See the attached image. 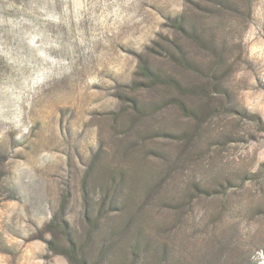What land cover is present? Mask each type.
<instances>
[{"label": "rangeland", "instance_id": "1", "mask_svg": "<svg viewBox=\"0 0 264 264\" xmlns=\"http://www.w3.org/2000/svg\"><path fill=\"white\" fill-rule=\"evenodd\" d=\"M224 2L0 0V264H70L48 249L68 236L96 259L134 214L155 244H185L232 207L248 242L239 264H264V0ZM179 13L200 17L220 63L170 27ZM172 43L203 72L170 61ZM142 59L185 85L206 83L214 66L221 94L184 98L214 114L194 121L169 105L136 116L132 98L174 94L140 83ZM122 241L108 261L123 257Z\"/></svg>", "mask_w": 264, "mask_h": 264}, {"label": "trees", "instance_id": "2", "mask_svg": "<svg viewBox=\"0 0 264 264\" xmlns=\"http://www.w3.org/2000/svg\"><path fill=\"white\" fill-rule=\"evenodd\" d=\"M210 1L221 7L225 5L224 0ZM168 20L170 22V27H172L175 32L186 36V38L192 40L196 45L211 52L217 60L215 64L220 63L222 51L216 47V44L210 36L205 38V29L200 17H187L185 13H179L172 18H168ZM172 44L173 47L171 51L168 47L165 48V56H167L170 61L176 63L175 65L181 68H188L195 65L194 62L188 59L185 49L180 44ZM192 69L196 71L202 70V72L204 70L202 67L200 69L196 65L193 66ZM206 70V76H208V81L206 83L185 85L173 76V74H168L160 67L153 66L152 62L148 59L140 60V62L137 63V75L141 78L140 83L144 81L141 84L151 86V88L167 86L174 91V94L170 96V98L164 99L162 103H159L161 99L158 102L159 104L157 101L144 103L143 100L132 98L131 106L135 115L142 116L148 111L160 110L163 109L164 106L171 105L177 108L184 117L192 118L194 121L200 118L202 119L203 116H212L214 114V105L209 106L206 104L203 107L196 108L187 104L184 100V98L192 97L212 98L213 94H221L220 89L222 84L219 83L214 74L215 67L210 65ZM192 131L193 129L187 131L183 130L175 135L187 139L188 133ZM178 160L179 156L175 157V159L170 162V166L177 165L176 163ZM114 192L115 191L112 192L113 198ZM147 195L149 196V192ZM113 198L109 199L108 205L109 207H113L112 209H114V212L119 211L124 203L117 202ZM232 208L229 209L230 217L228 222L222 220L223 218L220 217L217 220L210 218L205 225L206 227L203 228L204 232L200 235L196 233L189 238L188 242L185 244L176 242L175 245L169 247L164 244H155L142 228L140 229L139 226L135 225L137 215L134 214L128 216L117 229L107 231L99 246V250L96 251V259H87L86 253L82 252L88 243L82 245L76 244L70 236L65 237L68 240L65 246H61L55 238L49 239L48 249L63 255L70 264H114L111 260L108 261L109 254L112 250L114 251L119 248L117 245L123 240L124 247L122 251L123 253L125 252V254L118 260V264H136L138 261H142L143 257L145 258L146 256L149 257L150 260L152 259L151 264H239L241 254L243 253V247L248 242L242 237L241 222L234 218V216H239L242 210L240 208ZM247 209L248 208L245 209V213H248V211H246ZM61 210L62 207H60V214L58 215H63ZM249 211H252V209L249 208ZM258 212H260L258 215H262L264 213V208L260 207ZM250 216L255 218V216L251 214ZM92 221L91 227L93 228L95 224H98L97 217ZM59 224H61L62 233L66 232L65 230L68 227V223L63 219V216L60 217ZM49 228H53V222L49 224ZM93 229L95 230L96 228ZM78 249L81 251L79 252Z\"/></svg>", "mask_w": 264, "mask_h": 264}]
</instances>
